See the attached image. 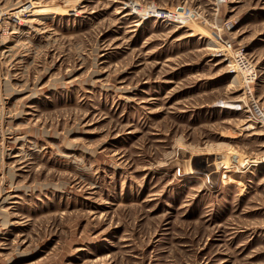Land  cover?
<instances>
[{
	"label": "rangeland",
	"instance_id": "374dc122",
	"mask_svg": "<svg viewBox=\"0 0 264 264\" xmlns=\"http://www.w3.org/2000/svg\"><path fill=\"white\" fill-rule=\"evenodd\" d=\"M0 264H264V0H0Z\"/></svg>",
	"mask_w": 264,
	"mask_h": 264
},
{
	"label": "bare ground",
	"instance_id": "6f19581e",
	"mask_svg": "<svg viewBox=\"0 0 264 264\" xmlns=\"http://www.w3.org/2000/svg\"><path fill=\"white\" fill-rule=\"evenodd\" d=\"M213 41H215V42H217V43H219L220 41L218 40V39H213ZM230 47V46H229ZM240 65V64H239ZM244 66V65H243ZM240 69H241V67H240ZM239 68H233V70H235L234 72H233V74L234 75H236L239 79L240 78H242V75H244L243 74V72L240 70ZM247 73V72H246ZM246 75V74H245ZM246 77H248V76H246ZM252 77V76H251ZM223 162H225V161H223ZM225 165V167H228V165L225 163L224 164ZM231 166V165H230ZM227 171V170H226Z\"/></svg>",
	"mask_w": 264,
	"mask_h": 264
},
{
	"label": "built area",
	"instance_id": "2783aa9c",
	"mask_svg": "<svg viewBox=\"0 0 264 264\" xmlns=\"http://www.w3.org/2000/svg\"><path fill=\"white\" fill-rule=\"evenodd\" d=\"M228 45H230V47H231V44H228ZM228 45H227V46H228Z\"/></svg>",
	"mask_w": 264,
	"mask_h": 264
}]
</instances>
